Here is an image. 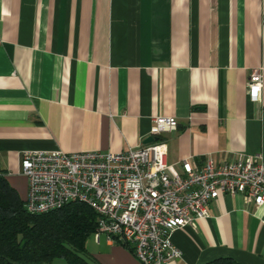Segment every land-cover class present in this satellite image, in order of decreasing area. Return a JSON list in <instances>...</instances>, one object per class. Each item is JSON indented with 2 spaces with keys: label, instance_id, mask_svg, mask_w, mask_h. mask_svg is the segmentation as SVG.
Instances as JSON below:
<instances>
[{
  "label": "crops",
  "instance_id": "obj_1",
  "mask_svg": "<svg viewBox=\"0 0 264 264\" xmlns=\"http://www.w3.org/2000/svg\"><path fill=\"white\" fill-rule=\"evenodd\" d=\"M157 115L176 121L157 137L174 171L264 162V0H0V175L21 201L23 152L119 153ZM206 212L171 233V264H264V205L222 196ZM85 248L96 264H139L103 235Z\"/></svg>",
  "mask_w": 264,
  "mask_h": 264
},
{
  "label": "built area",
  "instance_id": "obj_2",
  "mask_svg": "<svg viewBox=\"0 0 264 264\" xmlns=\"http://www.w3.org/2000/svg\"><path fill=\"white\" fill-rule=\"evenodd\" d=\"M260 88L261 75L255 71L246 83L249 101L257 100ZM175 127L173 117H152L146 136L156 140L119 153L23 152V208L38 215L82 203L96 215L95 240L103 235L139 264L173 263L181 252L171 242V233L194 228L197 220L206 218L208 202L239 196L255 207L264 205V162L259 155H238L220 164L206 159L200 167L182 159L174 171L157 137Z\"/></svg>",
  "mask_w": 264,
  "mask_h": 264
},
{
  "label": "trees",
  "instance_id": "obj_3",
  "mask_svg": "<svg viewBox=\"0 0 264 264\" xmlns=\"http://www.w3.org/2000/svg\"><path fill=\"white\" fill-rule=\"evenodd\" d=\"M95 225V213L76 202L28 214L0 175V264H96L85 248ZM205 264L238 263L218 258Z\"/></svg>",
  "mask_w": 264,
  "mask_h": 264
},
{
  "label": "water",
  "instance_id": "obj_4",
  "mask_svg": "<svg viewBox=\"0 0 264 264\" xmlns=\"http://www.w3.org/2000/svg\"><path fill=\"white\" fill-rule=\"evenodd\" d=\"M155 140H156V138L146 137L142 144L146 145V144H149V143H151L152 141H155Z\"/></svg>",
  "mask_w": 264,
  "mask_h": 264
},
{
  "label": "rangeland",
  "instance_id": "obj_5",
  "mask_svg": "<svg viewBox=\"0 0 264 264\" xmlns=\"http://www.w3.org/2000/svg\"><path fill=\"white\" fill-rule=\"evenodd\" d=\"M121 247V246H120ZM87 251V250H86ZM57 263H59V261H56ZM61 263V262H60Z\"/></svg>",
  "mask_w": 264,
  "mask_h": 264
}]
</instances>
